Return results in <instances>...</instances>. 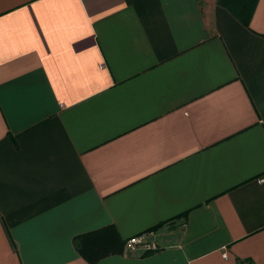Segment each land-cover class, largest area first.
I'll return each mask as SVG.
<instances>
[{"label":"crops","instance_id":"1","mask_svg":"<svg viewBox=\"0 0 264 264\" xmlns=\"http://www.w3.org/2000/svg\"><path fill=\"white\" fill-rule=\"evenodd\" d=\"M0 264H264V0H0Z\"/></svg>","mask_w":264,"mask_h":264},{"label":"trees","instance_id":"2","mask_svg":"<svg viewBox=\"0 0 264 264\" xmlns=\"http://www.w3.org/2000/svg\"><path fill=\"white\" fill-rule=\"evenodd\" d=\"M258 0H218V4L228 9L241 23L249 26L253 12L256 8ZM125 241L121 242L120 245H124ZM95 248L104 249V255H100L97 258H101L106 254L114 252L113 245H109L106 248ZM95 263V261H93Z\"/></svg>","mask_w":264,"mask_h":264},{"label":"built area","instance_id":"3","mask_svg":"<svg viewBox=\"0 0 264 264\" xmlns=\"http://www.w3.org/2000/svg\"><path fill=\"white\" fill-rule=\"evenodd\" d=\"M159 237V228L141 231L125 240V249L128 251L141 250L145 253L156 252L161 249Z\"/></svg>","mask_w":264,"mask_h":264}]
</instances>
